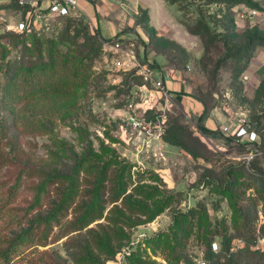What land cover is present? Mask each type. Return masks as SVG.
<instances>
[{"label":"rangeland","instance_id":"rangeland-1","mask_svg":"<svg viewBox=\"0 0 264 264\" xmlns=\"http://www.w3.org/2000/svg\"><path fill=\"white\" fill-rule=\"evenodd\" d=\"M206 1L187 0L182 13L163 0H79L82 16L71 29L59 19L38 28L41 42L60 50L71 48L75 28L122 42L163 79L169 96L150 84L139 96L129 73L113 62L116 54L101 52L95 78L76 94V109L48 123L45 132L24 130L0 97V253L18 244L0 264H130L132 257L151 264H186L182 257L205 263L208 242L222 246L213 236L222 221L233 242L250 237L242 218L255 228L253 250L264 251V154L256 158L262 179L250 178L242 168L243 150L257 148L228 135L241 123L251 125L249 112L230 100L234 64L214 73L221 47L185 27L203 11L211 29L222 31L226 6ZM231 12L237 32L253 25ZM143 13L156 39L141 23ZM25 44L34 48L30 38L0 35V86L7 61ZM247 74L238 83L251 97ZM134 112L158 116L163 128L173 119L183 124L187 149L141 133L129 121ZM250 166L245 168L253 173ZM224 188L229 193H221ZM91 205L97 209L86 217ZM21 235L29 240L19 244Z\"/></svg>","mask_w":264,"mask_h":264},{"label":"trees","instance_id":"trees-1","mask_svg":"<svg viewBox=\"0 0 264 264\" xmlns=\"http://www.w3.org/2000/svg\"><path fill=\"white\" fill-rule=\"evenodd\" d=\"M163 1L169 5L178 6L182 13L186 11L187 0ZM206 4L208 6H226L227 12L224 14L223 22H221L222 31L215 33L211 29L210 23L212 21L207 20L203 11H199V18L194 26L185 25V27L189 34L199 36L203 42L218 44L221 47L222 58L217 62L214 73L222 69L228 61L233 62L230 100L249 112L251 128L258 135V140L252 146L264 154V78L251 97L247 95L245 88L238 83L240 78H244L243 74L250 67L257 49H264V30L258 24H253L241 33L237 32L235 19L231 12L233 11L237 16L238 7L241 5L251 9H261V7L255 0H207ZM77 19L65 17L59 20H67V29H71L72 24ZM149 21L147 13H143L141 23L145 26L147 33L150 34V38L156 39L157 31L150 28ZM75 32L73 38H68L71 48L66 50L58 49L56 43L49 40L42 43L41 38L38 37V31H35L32 26L19 34L10 33L15 39L30 38L34 48L31 49L25 44L23 52H18L16 58L7 61L3 83L0 86L1 104L4 110L23 122L24 130H28L29 133L45 132L48 123L56 118L69 116L76 109L77 92L81 89L84 90L95 78L94 64L100 53L105 52L102 43L104 40L99 38L97 34L88 36L84 31H79L77 28H75ZM65 36L68 35L65 33L62 37ZM81 36L82 42L78 43L77 39ZM158 39L164 41L163 38ZM164 42L175 45L173 42ZM15 45L17 47V43ZM124 72L129 73L128 79L134 80L135 88L144 83L142 77L137 76L135 71L125 70ZM214 79L215 74H212L211 81ZM27 113L30 116H27ZM153 117L154 115L150 118ZM200 131L204 135L211 133L207 128H200ZM232 133L230 132L228 135L236 143L246 147V144L239 142ZM162 140L169 146L186 150L188 131L183 124L175 122L173 119L167 124ZM246 152L247 149H244L243 154ZM256 158L250 163L251 166L248 165L252 168L253 173L246 170V161L242 162V168L245 169L250 178H252L251 176L261 178L263 173L256 170L258 159ZM262 184L264 185V182ZM205 185H210V183L206 182ZM249 188V185L243 186L242 194H245ZM221 193L226 194L229 191L224 188ZM96 209L97 207L91 205L86 217L94 214ZM50 218L54 217L51 216ZM242 219L243 232L248 233L250 237L246 241L238 239L233 242V237L227 232L226 223L222 221L221 230H214L213 232L214 237H221L222 246L218 252H214L211 241L208 242L209 248L204 259L205 264H221L222 253L225 254L222 256L225 259L223 264H264V251L253 250L252 247L255 242V228L246 218ZM28 240V236L21 235L17 242L22 244ZM239 241H242L243 245H238L237 248L236 243ZM10 248L2 254L0 253V260L9 261V258H12V256H8L10 250L17 251L18 244L13 243ZM132 258H128L132 261L130 264H151L141 262L138 259L132 260ZM182 258L186 264H197L187 260V258Z\"/></svg>","mask_w":264,"mask_h":264},{"label":"built area","instance_id":"built-area-1","mask_svg":"<svg viewBox=\"0 0 264 264\" xmlns=\"http://www.w3.org/2000/svg\"><path fill=\"white\" fill-rule=\"evenodd\" d=\"M255 1L260 5L261 9H251L241 5L238 7L237 17L241 20H253L264 17V0ZM81 16L79 0H0V35L6 33L19 34L27 30L29 26L39 31L38 28L43 29L51 19L80 18ZM102 43L105 53L116 54L113 62L118 69L135 71L137 76L142 77L144 83L136 86V93L139 96L149 90L147 85L150 84L162 94V97L168 98L169 90L165 87L163 79L156 78V74L149 64H140L131 48L125 47L120 41L104 40ZM129 107L133 109V105ZM128 118L131 124L140 129L141 133L146 134L151 139L162 140L166 128L158 125L160 122L158 116L150 119L144 116L140 118L134 112L129 114ZM153 126L154 128H152ZM224 130L226 132L229 131V127H225ZM232 134L246 146H252L258 140L256 131L251 128V125L246 123L239 124ZM259 154L260 152L257 149H247L243 158L249 165ZM238 243L243 245L242 241ZM212 250L217 252L218 245L213 244ZM198 264L205 263L201 261Z\"/></svg>","mask_w":264,"mask_h":264},{"label":"crops","instance_id":"crops-1","mask_svg":"<svg viewBox=\"0 0 264 264\" xmlns=\"http://www.w3.org/2000/svg\"><path fill=\"white\" fill-rule=\"evenodd\" d=\"M249 21L250 24H258L264 28V17H259L253 20H245ZM244 22V21H243ZM261 28V27H260ZM255 60V64L252 65V62ZM248 74L246 79L250 81L249 85L252 88V95L264 78V49L258 48L255 57L251 60L250 67L246 71ZM173 84V82H172Z\"/></svg>","mask_w":264,"mask_h":264}]
</instances>
